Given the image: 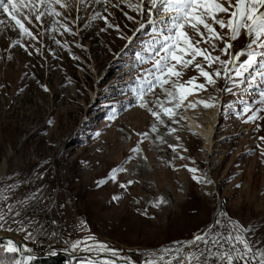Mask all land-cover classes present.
I'll return each instance as SVG.
<instances>
[{"label": "rangeland", "instance_id": "1", "mask_svg": "<svg viewBox=\"0 0 264 264\" xmlns=\"http://www.w3.org/2000/svg\"><path fill=\"white\" fill-rule=\"evenodd\" d=\"M138 2L125 0L113 7L118 0L86 6L69 0L68 9L56 6L62 16H46L43 22L33 18L26 25L36 39L11 24L0 25V190L15 185L9 204L35 194L27 204H16L25 209L19 216L12 214L23 220L25 230L18 231L19 224H11L12 231L7 225L0 229V236L17 239L24 252L34 255L28 260L4 251L8 240L0 239V264H41L35 259L46 254L64 256L65 264L71 261L65 254H76L73 264L113 259L143 264L152 250L190 240L206 229L218 212L241 225H256V237L264 238V111L261 119L248 120L252 110L264 108L257 103L262 82L258 77L248 87L254 69L244 77L233 71L235 84L222 75L185 101H207L212 107H182L173 118L157 104L159 98L172 106L159 87L144 92L147 107H141L140 89L158 58L154 40L166 34L160 30L167 26L168 14L150 24L154 15L128 7ZM96 12L100 17L92 19ZM0 19H7L2 10ZM246 43L242 35L232 51ZM223 46L218 43L213 55L228 59L219 51ZM244 59L246 55L240 61ZM205 67L213 72L219 65ZM193 76L198 72L189 68L181 82ZM197 83L205 79L199 77ZM216 106L218 120L208 147L190 119L209 122ZM149 108L160 111L164 123ZM136 147L139 152L132 151ZM122 163L125 170L115 181L108 179ZM103 179L107 183L98 186ZM161 199L166 203L156 207ZM29 232L33 239H25ZM89 235L119 254L86 248L83 241ZM77 241L81 243L74 248Z\"/></svg>", "mask_w": 264, "mask_h": 264}, {"label": "snow or ice", "instance_id": "2", "mask_svg": "<svg viewBox=\"0 0 264 264\" xmlns=\"http://www.w3.org/2000/svg\"><path fill=\"white\" fill-rule=\"evenodd\" d=\"M86 0H78L80 5H84ZM88 3H105L111 4V0H87ZM125 0H118V3L112 5L119 7ZM145 4L150 7L145 8ZM68 9L69 0H0V10H2L6 20L0 19V25L5 27L11 24L12 28L19 31L21 35L36 39L31 29L26 26L31 24L33 18L36 22H43V18L60 17L62 12L57 9ZM128 7L144 14L147 12L154 15L150 24L156 23V16L161 13L168 14V24L160 31L166 33L157 37L154 43L159 48H154L153 52L157 59L153 68L149 70V77H145L144 84L139 92V99L142 101L141 107H147L144 101V92H154L159 87L166 94L167 104L157 98V104L162 109L163 115L173 118L177 115V110L182 107L195 108L197 104H203L205 108L212 107L207 101L188 102L185 104L188 95L195 92L206 90V85L216 82L215 78L222 75L226 80L235 84L232 79L234 71L235 77H244L245 73L254 69L248 87H252L259 77L262 90L259 91V105H264V0H139L135 5L128 3ZM107 11V9H105ZM100 17V12H96L92 19ZM133 19V17H128ZM107 21V17H104ZM59 23V21H53ZM163 23V21H161ZM110 27L112 25H109ZM141 23V28H144ZM217 26L220 31L217 30ZM61 27L65 31H71L66 24ZM226 30V31H225ZM193 33L194 39L189 33ZM247 38L244 48L235 52L232 50L241 36ZM19 45L20 40L14 41ZM59 43V41H57ZM218 43H223L219 49L222 55L228 59H222L221 55H213ZM207 45V47H202ZM162 53V54H161ZM246 59L240 61L242 56ZM259 57V59H258ZM197 58H200L198 60ZM212 68L213 65H219L213 72L206 69ZM189 68L198 72V76L190 77L187 81L181 82L182 76ZM199 77L205 79V83H197ZM241 83L244 81L241 80ZM168 86V87H165ZM152 116L160 120L161 112L149 108ZM245 112L250 111L249 106H245ZM264 108L257 107L251 111L248 116L249 121H256L262 117L260 112ZM156 128L153 126V131ZM175 131V129H172ZM264 141V137H260ZM139 152V147L132 150ZM264 155V152H262ZM183 158V157H181ZM123 163L112 169L108 179L116 180L117 174L124 171ZM190 172L196 173L195 168L189 169ZM198 182H204L201 177L193 176ZM211 183V181H207ZM98 186L107 183V179L97 182ZM128 184L133 181H128ZM15 185H8L0 190V229L12 231L11 224H19L18 231H24L23 220L17 221L15 216H19L25 209L21 207L16 209V204L21 206L28 203L29 200L35 199V194L23 201H16L15 204H9L7 201L12 194ZM127 187V185H121ZM113 200H119V196H113ZM161 203H166L163 199L155 205L159 207ZM15 213V216L12 214ZM144 215H147L145 212ZM223 216L221 220L219 217ZM25 239H33L29 232ZM93 241L92 245L87 241ZM81 241L73 244L77 247ZM86 248L95 247L101 252H111L113 256L119 253L111 248L106 242L96 241V237L89 235L83 241ZM7 252H17L20 249L12 240L7 241L3 248ZM28 251H31L28 249ZM31 260L32 257H27ZM103 264H115V261H104ZM143 264H264V238L256 237V225H241L238 221L228 217L226 213H217V219L209 224L206 229L193 235L190 240L173 241L169 245L161 246L159 249L152 250Z\"/></svg>", "mask_w": 264, "mask_h": 264}, {"label": "bare ground", "instance_id": "3", "mask_svg": "<svg viewBox=\"0 0 264 264\" xmlns=\"http://www.w3.org/2000/svg\"><path fill=\"white\" fill-rule=\"evenodd\" d=\"M87 3L88 2L86 0L85 4L84 5H80V6H86ZM216 111H217V106L211 112V113H213L212 119L209 122H206V123L202 122L199 119H197V120L190 119V123H191L192 128L195 129L198 132V134L202 137V139H204V142H205V144H207L208 147L211 144V140H212V138H213V136L215 134L214 132H211V129H213L214 125L216 124V120H218L217 119L218 115H216ZM21 257L27 258L29 256L27 255V256H21Z\"/></svg>", "mask_w": 264, "mask_h": 264}, {"label": "water", "instance_id": "4", "mask_svg": "<svg viewBox=\"0 0 264 264\" xmlns=\"http://www.w3.org/2000/svg\"><path fill=\"white\" fill-rule=\"evenodd\" d=\"M0 239H5V240H12L14 244H16V246L20 249L19 251H17L18 255L21 257V256H33L34 254L32 253H27V252H24L20 246V243L17 239L9 236V235H3V236H0ZM66 256H69L70 257V264H73L74 260H75V257H76V254H72V255H67L65 254ZM82 255H85V256H88L89 258H93V259H96V258H100L101 255L99 254H92V253H80L78 254L77 256H82ZM49 256H55V254H52V255H42V256H39V257H49ZM37 257V256H36ZM115 262L117 263H120V264H132L126 260H118V259H113Z\"/></svg>", "mask_w": 264, "mask_h": 264}, {"label": "trees", "instance_id": "5", "mask_svg": "<svg viewBox=\"0 0 264 264\" xmlns=\"http://www.w3.org/2000/svg\"><path fill=\"white\" fill-rule=\"evenodd\" d=\"M0 242H2V241H0ZM0 250H1V247H0ZM35 260L41 264H65L67 258H65L64 256H57L54 258L45 257V258L35 259ZM38 262H36V263H38Z\"/></svg>", "mask_w": 264, "mask_h": 264}]
</instances>
